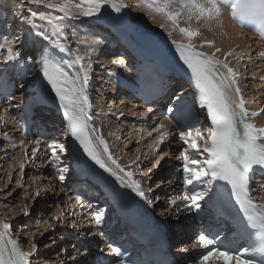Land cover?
<instances>
[{
  "label": "snow or ice",
  "instance_id": "6c2138e0",
  "mask_svg": "<svg viewBox=\"0 0 264 264\" xmlns=\"http://www.w3.org/2000/svg\"><path fill=\"white\" fill-rule=\"evenodd\" d=\"M27 2L37 6L44 5L48 9L58 8L60 12L64 13L63 16H54L45 14L43 11L31 10L30 18H26L24 22L30 24L33 30L38 27L37 20L45 22L47 31H37L36 35L46 41L50 40V44L41 49V58L37 63L40 65L39 73L43 81L54 93L60 108L63 109L67 126L66 136L77 141L86 157L99 169L114 178L118 187L110 188L109 195L115 204L120 203L122 196L119 188L130 189L136 196L145 199L146 195L141 181L134 179L133 172L126 171L119 165L110 154L108 145L102 137H92L89 134L87 109L90 107V101L87 84L90 78L91 60L89 59L85 64L84 57L74 53L65 43L67 40L65 19L67 17L97 16L106 5L114 11L120 12L128 5L124 3V0H78L75 4L70 3L69 0H59V2L57 0H27ZM170 2L171 0H164L163 4L167 20L189 40L187 44L177 41H172V43L180 61L189 73L190 82L199 97V107L206 109V118L210 121V126L207 127V136L203 134L201 128L191 124H187L179 131L182 148L177 159L183 161L184 185L187 188L194 181L199 183L206 181L208 186H212L213 182L221 181L230 186L231 194L235 197L247 221L252 227L260 229V243L255 251L264 255V205L254 203L250 195L252 173L257 167L264 171V128H257L248 121L249 116L256 117L262 113L250 112L245 107L244 100L240 95L241 90L237 83L236 72L229 67L228 63L219 60L215 52L208 55L196 50V46L191 43V40L200 35L199 30L179 27L176 22L183 13L182 11H167ZM222 2L225 5L230 4L231 15L238 22L243 23L247 16L257 10L261 16H264V0H179L181 8L187 10L189 21L192 19L211 21L219 18ZM159 3L160 0H145V4L150 8L153 4ZM160 27L163 28L164 25L162 24ZM259 30L264 35V22L261 23ZM72 35H76V33L73 32ZM91 43L95 45L100 41L92 40ZM207 44L209 47L212 46L211 42H207ZM0 51L6 52L3 57L5 63L16 61L20 56V52L14 50L13 41L7 38L0 44ZM215 51L219 52L220 49L217 48ZM64 53L71 55L72 59L65 62ZM260 55L264 56V52H261ZM110 63L116 66L122 65L124 61L113 59ZM73 67L77 71L70 73L68 69ZM218 67L225 71L218 70ZM20 87L23 88L24 85L21 84ZM180 98L177 97V99ZM42 100L43 97L40 94L34 97V103H40ZM167 111L172 112L173 109L169 108ZM155 131L159 133L155 142V146L159 150L160 145L165 141L167 129L164 124H160ZM48 147L51 148L54 159L59 161L60 155L56 148H53L52 145H48ZM38 150V148L33 149L32 155L36 156ZM60 150L64 151L63 145H60ZM166 156L168 153L161 155L160 159H157L148 168L147 173H142V175L147 178L148 173H152L153 169L158 168ZM20 168L23 170V163ZM82 176L84 179L88 178L86 169L82 170ZM59 181L63 183L65 176L60 175ZM38 195L39 192H37ZM205 195H207V190L202 192L186 191L178 199L188 202L186 207L199 209V201ZM149 203L151 202L149 201ZM171 204L178 207L176 200H172ZM29 214L25 209L24 215ZM61 215L62 213L54 218L60 220ZM103 216L104 210L98 209L95 218L97 225L101 224ZM0 226H2L0 227V264H31V258L37 251V245L33 244L31 251H22L19 242L9 235V223L0 221ZM6 237L7 244L5 243ZM194 240L201 249L205 250L200 254V264H206L210 258L222 259L224 264H233V262L235 264H252L250 257L244 258L249 252L248 248H245L243 252L238 249L221 251L212 246L213 239H208L203 232L195 236ZM8 245L11 247L9 248ZM114 251L119 255L121 248L116 247ZM120 264H123V261H120Z\"/></svg>",
  "mask_w": 264,
  "mask_h": 264
},
{
  "label": "rangeland",
  "instance_id": "374dc122",
  "mask_svg": "<svg viewBox=\"0 0 264 264\" xmlns=\"http://www.w3.org/2000/svg\"><path fill=\"white\" fill-rule=\"evenodd\" d=\"M57 2H59V0H57ZM31 10L43 11L45 12V14L48 13L54 16L64 15V13L60 12L58 8L48 9L44 5L37 6L29 4L27 0H0V37L2 39L1 44L4 42L5 38L12 41L14 40L13 47L14 50L20 52L19 58L25 57L26 59H24L29 62L31 70L30 79L31 81H36L32 84H29V88H31L32 86L36 87L37 84L42 80L39 73L40 66L37 63L38 45L35 44H37L36 40L40 39L39 42H41L44 39L37 36L36 32L40 30L47 31L45 22L37 20L36 24L38 27L35 30H33L32 26L27 23L29 30L27 31L26 37H24L23 31L25 30L24 28H21V24L25 21L26 18H30ZM123 10L127 11V9L125 8H123ZM93 18L94 17L87 18L78 15L75 17H67L65 19V31L70 32V34L65 43L68 48L75 49L73 50L74 53H78L84 57L85 64H87V61L89 59L93 61V63L97 60L100 63L104 64L107 60L106 57H102V53L99 51L97 52L93 48L90 38L92 37L102 42L103 39L101 33L104 35L107 32L102 28V26L97 24L100 21L98 20V22ZM134 18L137 19L136 17ZM134 18L133 20H135ZM181 18L182 16L180 17V19ZM138 19L141 20L140 18ZM146 25L148 24L146 23ZM148 26L150 27L148 29L149 32L152 31L151 34L154 33L155 31H153V28L150 25ZM73 32H75L76 35H72ZM48 34L51 37V33L49 32ZM161 38L164 39L163 37ZM52 39L55 38L52 37ZM81 40H83L84 42L81 43ZM246 40L251 41L248 36H246ZM47 41L50 42V40ZM215 41L217 42V40ZM244 44L246 45L247 43L240 42L232 49H234L237 54L241 48H243V50H240L241 53L251 52L252 49L249 47V44L246 45L248 48L244 47ZM211 48V51L213 52V49H215L216 47ZM92 49H94V51H92ZM223 51L224 48L222 47L221 52ZM65 54L69 56L67 60L72 59L71 55H69L68 53ZM4 55H6V52H3V57ZM234 59L237 61L242 60L240 56L234 57ZM91 66L94 69V75L100 76V74L96 71L97 68L93 66L92 62ZM68 70L71 73H75L77 71V69L74 67L69 68ZM96 76H93V78L96 79ZM108 80L107 81L110 84V78ZM92 85L93 82H91L90 86ZM256 85L258 84L255 83V86ZM112 91L115 92V90ZM261 92H264V90L262 89ZM93 93L95 100H98L99 93H97L95 85L93 87ZM111 102L113 104H117V102L114 100ZM104 106L103 108L101 107L103 111L105 109L104 114L111 111V109H107L108 105H106L105 108ZM120 107L122 108V106ZM116 109L117 111L121 110L118 105ZM115 114L119 117L118 112ZM8 116L9 115L6 114L5 110L2 112V110L0 109V221H6L9 223L10 227L14 228L15 231L22 232V237L24 238L23 242L25 244H30L31 249L33 244L37 245V251L34 254L36 256L33 257L37 258L38 256L41 257L43 261L45 260L44 262L42 261L40 263L56 264L61 259V254L63 253L65 246H67L68 244L64 239L61 238L62 229L60 230L61 227H64L63 221L69 218L68 210L64 207L66 205L62 202L63 199H61L60 197L58 198L56 194L53 193L51 189L53 188V186L47 183L45 177H43V172L41 175L39 172L35 173L34 176L32 175V169L34 168V170L37 171L38 165L36 160H34V162L32 161V159L36 157L32 156V149H28L31 143L29 144L26 139L22 140L19 136H16L17 134L14 133V129L16 128H10V118H8ZM104 120L106 125L110 128L109 133L112 137L116 133V126H120L117 123H121V120H118V118L115 119L110 115L105 117ZM121 126H124L123 122ZM5 134L7 135L5 136ZM9 135L10 137H12V139H16V141L4 142L5 137H8ZM17 140H20L21 144H23L22 147H17ZM134 141V138L126 139L124 137V139H122V142H125V144L122 149L123 151L125 150V153L127 152L126 154H128L129 152L130 154H132V151H134V149L136 151H138L137 149H139L138 153L136 151L134 152L135 157L136 154V156L139 155L141 147H136L133 149V147L135 146ZM116 149L118 150V147ZM10 150H16L18 154L13 160L7 163L4 161V158L6 153ZM18 159L19 161H21L20 165L21 163H23L24 165L23 170H21L20 165H17L13 170H11L10 164L14 163ZM36 181H38V183H36ZM37 192H39L38 196ZM25 209H27V211L30 213L27 216L24 215ZM61 213L62 215L60 220H56L54 217ZM71 219L72 218H69L68 220ZM49 225H51V227H49Z\"/></svg>",
  "mask_w": 264,
  "mask_h": 264
},
{
  "label": "bare ground",
  "instance_id": "6f19581e",
  "mask_svg": "<svg viewBox=\"0 0 264 264\" xmlns=\"http://www.w3.org/2000/svg\"><path fill=\"white\" fill-rule=\"evenodd\" d=\"M69 2L75 4L78 1L77 0H69ZM124 3H126L128 5V7L125 8V9H127V12H129V14L131 16H134V17L137 18V19L134 18L135 19L134 21L136 22V24L142 26V28L144 29L145 32H149V30H148L149 28L144 26V25H141L140 24L141 20L143 22H146L148 25H150L153 28V31H155L158 35L163 37L164 40H171V39L182 40L183 39V35L179 34L178 29L174 28L172 24L168 23L166 21L165 17L159 16L155 12L151 11V9H148V6L145 4V0H124ZM176 8H177L176 9L177 11L181 10L182 13H183L181 15L182 18L180 19V21H181L180 23L181 24L185 25L186 27L188 26V27H191V28H194V29H198L201 32V37L200 36L197 37L196 40L203 41L204 39H208V38L217 40V42H218L217 44L220 45V46L222 45V47L224 48V51L221 52L219 55H216V56L221 57V55H222L223 59L227 63H234L236 66H238L239 64H241V62H243L242 60L237 61L235 59H232L234 61H231L229 58H227V56H225L226 54L231 53L232 56L237 57L236 56L237 52L234 49H232V48L234 46L238 45L240 42H244V43L246 42L247 43L246 45L250 44L251 41H249V40L247 41L246 40V36H248L249 39H251V37H250V35L246 34V32H244L243 29H241L239 27H236L235 25L230 23V21L224 15L221 18H219V19H216V20L213 19L211 21H207V20L197 21L196 19H192L191 21H189L188 18H187V10L186 9H182L179 6L176 7ZM46 14H48V13H46ZM94 17L97 18L96 20H99L100 22L102 21L103 23H107L109 25H112L114 23H117V24H120V25H124V26H131L132 25V22L130 21L131 19L129 20V17L124 15L122 12L114 11L113 9H111L108 6H105L102 9L101 13L99 15H97V16H94ZM138 18H140L141 20H139ZM162 24L164 25L163 28L160 27V25H162ZM21 28H24L25 31H23L24 32L23 35H24V37H26L27 31L29 30L27 23L22 22ZM169 33H171V35H169ZM69 34H70V32L67 31L66 32L67 38H68ZM90 39H91V41L92 40H96V39H94L92 37ZM39 41H40V39L36 40L37 44H35V45H38L37 48L40 46L39 45V43H40ZM13 42H14V40H13ZM246 45L244 44V47H247ZM92 46L97 52L99 51V52H101L103 54V51L105 50V48H104V45L101 42L99 44H95V45L92 44ZM211 49H210V51H211ZM240 50H243V48H241ZM67 61L68 60L66 59L65 62H67ZM91 62L93 64V61H91ZM114 67H117V66H114ZM118 67H119V65H118ZM93 76H94V69L91 66L90 71H89V77H93ZM111 80L112 79L110 78L111 88H112V90H115L118 87V85L114 84V82L111 81ZM253 87H255V85H253ZM101 90H103V89H101ZM105 106H104V108H105ZM0 109L2 110V112L4 111L3 108H0ZM104 111H105V109H104ZM100 118H101V116L100 117L98 116L97 122H98L99 125H103L104 126V124H102V120ZM99 120H101V121L99 122ZM125 122H127V119L123 120V124ZM110 140L113 141V138L110 137ZM137 150L138 151H136V152L138 153L139 149H137ZM140 150H141V148H140ZM136 155H135V157H136ZM20 162L21 161H19V159H18L14 163H11L10 164L11 170H13L14 167H16L17 165H20ZM36 183H38V181H36ZM0 227H2V226H0ZM27 250L31 251V245L30 244H27ZM36 260H38L39 262L42 261L41 257H37Z\"/></svg>",
  "mask_w": 264,
  "mask_h": 264
}]
</instances>
